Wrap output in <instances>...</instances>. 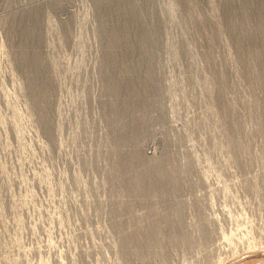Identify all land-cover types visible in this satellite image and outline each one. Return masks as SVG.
Returning <instances> with one entry per match:
<instances>
[{
    "label": "rangeland",
    "instance_id": "obj_1",
    "mask_svg": "<svg viewBox=\"0 0 264 264\" xmlns=\"http://www.w3.org/2000/svg\"><path fill=\"white\" fill-rule=\"evenodd\" d=\"M249 243L264 0H0V264L263 262Z\"/></svg>",
    "mask_w": 264,
    "mask_h": 264
},
{
    "label": "bare ground",
    "instance_id": "obj_2",
    "mask_svg": "<svg viewBox=\"0 0 264 264\" xmlns=\"http://www.w3.org/2000/svg\"><path fill=\"white\" fill-rule=\"evenodd\" d=\"M257 254H264V243L261 245H255L252 243H249L247 248L244 249L242 253H239V255L235 256V261H238L239 259L249 258L251 255H257ZM235 263V262H233ZM255 264H264V261H257Z\"/></svg>",
    "mask_w": 264,
    "mask_h": 264
}]
</instances>
